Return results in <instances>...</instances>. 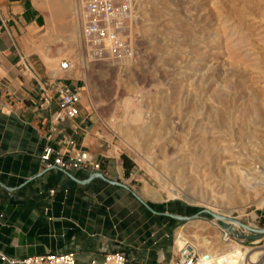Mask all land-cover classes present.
Instances as JSON below:
<instances>
[{
  "label": "rangeland",
  "instance_id": "374dc122",
  "mask_svg": "<svg viewBox=\"0 0 264 264\" xmlns=\"http://www.w3.org/2000/svg\"><path fill=\"white\" fill-rule=\"evenodd\" d=\"M47 1L48 0H36L37 6L43 12L45 19L46 33H45L44 42L42 43L43 45L45 44L43 46V49L44 48L45 50L50 49L51 56L54 58L56 57L59 58L56 64L58 66L55 65L56 66L55 67V66H50L48 64L47 65L50 70L56 72L57 69H59L60 62L63 59L69 58V59H73L76 62V67L73 70V75H69L75 78V80L72 81V84H75L76 80H78L80 84H83L85 86V94L83 101L87 106L88 115L93 116L95 121H97V124L101 127V136L103 143L102 151L104 154L103 157L108 160H113L111 166H113L115 172L112 173L110 171L109 173L105 171L106 176H108L111 179L126 183L130 187V189H128L121 186L114 187L108 185V189H109L108 193L113 195H120V196L130 195L132 197H136L133 193L136 192L148 203L150 207H152L156 211H162V212L169 211L170 213H174V214L192 216L197 214L199 211L203 209H209L212 212L221 214L225 217H232L244 223L252 225L254 227L264 228V205L259 206L256 204V202L248 203L249 200L251 201L257 199V197L255 198L256 195L254 193L243 192L242 197L240 198V200L242 199L243 201H241V203L234 202L230 205L228 204V202H224L221 201V199H219V204H221L223 208H228V209L234 208L231 214H227L222 210L216 211V209L209 206L210 204L205 203V201H201V203H193L184 197L176 198L168 194L169 187L174 186V188H177L179 186L178 187L179 189L184 187L185 190H190L194 192V194H197L199 196L201 192V194L203 195H207V196L210 195L211 197H213L211 194H209V190L203 184V182L200 179H197V177H195V174H197V172L192 171L190 169V166L184 162L185 154L187 156L188 152H191L189 146L200 142L198 136H194L192 138L188 137L187 131L185 132V130H188V128L183 126L182 129L183 123L184 125L185 124L187 125L188 119L190 117L191 119H193L195 125L200 123L204 126V129L206 128L208 132L207 137H210L211 140L215 141L216 145H218L220 148L221 146L223 147L225 145L231 147V149L233 150L231 156L233 157L231 156L229 157V154H227V158H226V159L230 158V160H232L230 161L229 164L234 165L235 163L239 162V160L245 161V158L249 156L253 157L255 161L258 160V162L261 161V163H263L262 162L263 159L262 156L260 155V152L262 149L261 146L262 142L264 141V135H263L264 126L262 124V121L257 119V117H255L254 113L248 112L247 114L246 112H244L245 111L244 108H242L243 113L241 111L240 115L239 113L238 115L235 113L236 110L232 105V103L230 102L231 95H233L232 92L235 90V81H233L232 78L227 79V81L224 80L225 83L222 80V83L225 84V87L223 86L224 88L222 87L221 84V87L223 88L224 91L220 89L221 88L220 84L219 85L213 84L212 85L213 87L209 86L207 89L203 88V86L201 88H198L196 90L198 96L197 99H195L194 101L195 103L194 102L191 103L192 107L187 106V104L184 101L185 99L184 86L186 82L184 70L186 69V61L188 58L186 53L187 45H188L186 39L187 38L190 39L189 41L192 43L191 46L193 49V54L195 53L194 57H196V55L200 53L199 50L200 45L202 46L204 39L208 37L206 35L208 31L207 29L215 27L214 24L216 21H214L213 18L215 16L213 15L214 12L210 3L211 1L209 0H191V1L190 0H166V1L136 0L137 7L135 9L132 22L130 23V28L125 34L126 47H128V50L123 51L121 53H117L113 56H109V55L105 56L103 59L94 60L91 58L92 60L89 61L88 64L89 66L88 65L85 66L86 60H89L87 59L89 56L87 49H85L84 46L81 47L82 49H80V46L78 45L77 42H73L69 39L68 35L70 32L68 27H65L66 26L65 23H62L63 28L60 26L59 32L54 31V33L56 32L55 34L52 32L53 31L51 29L52 12L51 9L48 8L49 6L48 3H46ZM169 2L171 5L169 4ZM223 2L227 3V0H223ZM186 3H188V5L190 4L191 6L185 5ZM184 9L185 11H183ZM185 13L187 14L185 15ZM169 15L172 17H170ZM175 16L177 18H175ZM173 19H175L176 21ZM204 23L205 24L207 23L206 25L208 26V28ZM172 24H174V26L176 25L177 27L178 34L175 37L174 36L170 37V35H168L167 33L170 31L171 27H173ZM149 26L152 29L155 28V30L162 35V38L160 40H151L152 37L145 35V30L150 29ZM64 28L66 29L64 30ZM142 30H144V32ZM51 33H53L54 35L52 34V37L48 38V36L51 35ZM58 36H61L62 39L58 40ZM38 52L41 54L40 51ZM223 55L224 57H222ZM227 56L228 55H226V52L220 54L221 59L225 58L229 62ZM107 61H110L109 64L111 65L107 64L108 63ZM82 63L85 64L83 65ZM99 64L101 66H99ZM58 75L61 76L63 74L60 72L58 73ZM218 78H221V76H218ZM262 81H263L262 83L256 82V85L255 84L254 85L255 88L259 90L260 94L262 93L261 96H264L263 78ZM231 85L233 86L229 87ZM226 86L227 88L229 87L231 90L229 88L227 90ZM120 88H122L123 90ZM172 88L173 90H175V92L172 90ZM228 91H232V92L229 93ZM156 98L158 99V101ZM127 99H131V102L127 103L126 102ZM219 99L222 100L221 104L219 102ZM155 100L157 102H155ZM206 100L209 101L206 102ZM176 101H178L179 103L178 102L176 103ZM226 101L229 103L225 104ZM131 103L133 105H131ZM157 103H159V105ZM211 103L212 104L217 103L216 106L220 108L217 111L214 110V108L211 109V105H212ZM165 105L167 107L166 109L164 108ZM198 105L200 106L197 107ZM162 106H164L163 109ZM201 106L203 107L205 106L204 107L205 109ZM140 107L142 108L141 109L142 114L146 112L145 115H142L144 119V120L141 119L142 121L133 119L134 118L133 116L136 113L137 108L140 109ZM172 108H174L173 111L175 113L172 111ZM197 108H202L203 110L200 109L202 111H198L196 110ZM206 109L209 111L206 112ZM200 112L204 113V114L202 113L203 116ZM164 113H166V115ZM246 114L248 115V117L246 116ZM167 115L168 116L170 115L171 118L170 116L167 117ZM186 117H188V119H186ZM231 119L233 121H231ZM132 120H134V122ZM145 120L148 123L144 122ZM160 121H162L161 124ZM212 122H215V124ZM171 126L174 128V130L173 128H171ZM223 127L226 130H224ZM168 129H170V131L168 133L169 135L167 141H169L171 146L167 147L164 145L162 146V138L161 137L158 138L156 132H162V131L166 132ZM219 129L223 133H221ZM150 130L153 131L150 132L149 134L148 132ZM215 130L217 132H215ZM163 133L161 134L165 137ZM210 135H214V136L211 137ZM226 135L228 137H226ZM170 136L174 139V141ZM229 136L233 139H230ZM155 137L158 139H156ZM147 142H149L150 144H148ZM157 150L159 151V153ZM162 153H166L165 154L166 156L162 155ZM99 157L101 156L99 155ZM117 159H119V163H117L116 161ZM163 160H165L168 163V165L166 162L165 163L162 162ZM100 161L102 162V160ZM214 168L215 169L211 173H210V169L207 170L208 172L204 170L203 172L200 173V176L202 179H205V181L207 182L217 183L216 184L217 186H215L216 188L215 192L219 191L220 192L219 194H222L225 192L222 187H225L223 181H225L226 179L227 172L221 166H216ZM157 170L158 172H156ZM175 175L177 177H175ZM178 176L180 178H178ZM192 182L195 183L196 185L193 184ZM146 185L150 186L154 191L161 193L162 196L164 197V200L161 201L154 200L151 197H149L144 190ZM200 185L202 188L200 187ZM204 200L208 201L207 197L204 198ZM138 201L141 202L139 199ZM245 204L246 207L243 208L242 207L238 208L236 206V205L241 206ZM141 206L142 209H144V211L154 213L152 210L146 207L142 202H141ZM222 207L217 206V208L219 209H221ZM164 219L168 221H173L171 238H172V250L175 252L177 251L176 231L181 227H184L183 230L187 235V241H190L193 244H195L199 249L200 253L204 251L205 248L208 247H211L214 250H218L224 244V242L222 241L223 239L222 231L224 228L223 222L217 219L211 213L202 212L199 217L193 218L191 220H179L170 216H165ZM226 222H228V220H226ZM233 223L235 227L239 228L240 232H243L248 235L247 237H240V239L236 243H239L241 245H247L255 249H259L260 247L264 248L263 247L264 235L259 236L255 232L246 230L238 223L235 222Z\"/></svg>",
  "mask_w": 264,
  "mask_h": 264
},
{
  "label": "crops",
  "instance_id": "0c3cea01",
  "mask_svg": "<svg viewBox=\"0 0 264 264\" xmlns=\"http://www.w3.org/2000/svg\"><path fill=\"white\" fill-rule=\"evenodd\" d=\"M0 12L6 20L0 34V251L12 260L73 251L82 263L123 251L128 264H172L167 215L144 211L136 197L109 194L108 185H118L101 178L78 181L88 170L69 171L73 178L44 165L47 146L69 154L85 149L102 160L104 171L115 172L84 101L75 121H54L55 103L37 108L40 82L55 92L59 81L75 78L50 70L38 52L45 19L36 0H0ZM0 264L22 263L0 258Z\"/></svg>",
  "mask_w": 264,
  "mask_h": 264
},
{
  "label": "bare ground",
  "instance_id": "6f19581e",
  "mask_svg": "<svg viewBox=\"0 0 264 264\" xmlns=\"http://www.w3.org/2000/svg\"><path fill=\"white\" fill-rule=\"evenodd\" d=\"M209 1H211L210 3H211V6L213 8V12H214L213 15L215 16L213 18H214V21H216V22L214 24L215 27H212V28H208V26L206 25L207 23L206 24L204 23L208 28L207 29L208 31L206 34L208 37L204 39L203 45L202 46L200 45V47H199L200 53L197 54L198 56L196 55V57H194L195 53L193 54V49L191 46L192 43L189 41L190 40L189 38L186 39L187 44H188L187 50H186L188 58L186 61V69L184 70L186 82H185V86H184V97H185V99L184 98L183 99H184L185 103L187 104V106L192 107L191 103H193L195 101V99H197V96H198V93L196 92V90L198 88H201L203 86V88L207 89L209 86L213 87L212 86L213 84H218V85L220 84V87L222 84V87L223 86L225 87L224 80L227 81V79L232 78L233 81H235V90L233 92L232 91H228V92L233 93V95H231L230 102L232 103V105L234 106V108L236 110L235 113L237 115L239 113V115H240L242 108H244V110H245L244 112H246L247 114H248V112L254 113L255 117H257V119L261 120L262 124L264 126V96H261L262 93L260 94L259 90L255 88L256 82L262 83L263 82L262 78L264 79V40H263L264 39V0H227V3H224L223 0H209ZM200 2H202V1H200ZM46 3H48V6H49L48 8H50L51 12H52L51 13L52 14L51 15V17H52L51 18L52 19L51 29L53 30L52 32L53 33H54V31L59 32L60 26L62 27V25H63L62 23H65V25H66L65 27H68L69 32H70L68 35L69 39L73 42H77L78 45L80 46V49H82L81 47L84 46L85 49H87V51H88V44L86 43L84 36H83V17H82V13H81L80 0H48ZM169 4H170V2H169ZM168 5H166V6H168ZM185 5H188V3H186ZM183 11H185V9ZM186 14L187 13H185V15ZM196 15H198V14H196ZM170 17H172V16H170ZM197 17H200V16H197ZM175 18H177V17L175 16ZM173 20H175V19H173ZM169 23H171V22H169ZM201 23H202V21H201ZM172 25H173V27H171L170 31L167 33H168V35H170V37H172V36L175 37L178 34L177 33V27H176V25L174 26V24H172ZM210 27H211V25H210ZM65 29L66 28H64V30ZM131 29H133V28H131ZM144 30H145V28H144ZM144 30H142V31L144 32ZM53 33H51V35H49L48 38L52 37ZM145 35L152 37L151 40H160L162 38V35L158 31H156L155 28L152 29L151 27H150V29L145 30ZM142 36H144V35H142ZM61 39H62V37L58 36V40H61ZM41 46H42V43H41ZM39 51L41 52L43 58L46 60L48 65L55 66L57 64L59 58L52 57L50 54V49L45 50V48L44 49L40 48ZM223 52H226V55H228L227 57L229 59V62L225 58L221 59L220 54ZM91 57L92 56H90V55L88 56V58L86 57L89 60H86V62H85L86 64L84 63L85 66H87L89 64V61L92 60ZM222 57H224V55ZM83 58H85V57H83ZM107 62H106L107 64L110 63V61H107ZM109 65H111V64H109ZM56 66H58V65H56ZM90 66H91V64H90ZM99 66H101V65L99 64ZM51 68H53V67H51ZM56 73L57 74L60 73L59 69H57ZM69 75H73V70L69 72ZM85 75H86V73H85ZM218 76H221V78H218ZM222 80L224 83H222ZM226 84H228V83H226ZM232 86L233 85H231L229 87H232ZM222 87L220 89H222V91H224L223 90L224 87L223 88ZM125 88H128V87H125ZM226 88H227V86H226ZM228 88H227V90H228ZM120 89H122V88H120ZM172 90H173V88H172ZM173 91L175 92V90H173ZM204 91H205V89H204ZM207 92H208V90H207ZM161 94H163V93H161ZM263 95H264V93H263ZM160 97H163V96H160ZM178 97H179V95H178ZM210 97H212V96H210ZM157 101H158V99H157ZM157 101L155 100V102H157ZM208 101L209 100H206V102H208ZM221 101L222 100L219 99L220 104H221ZM126 102L130 103L131 99H127ZM177 102L178 101H176V103ZM223 102H222V104H223ZM228 103L229 102L226 101L225 104H228ZM157 104L159 105V103H157ZM216 104L213 103L211 105V109L214 108V110L217 111L220 107L216 106ZM131 105H133V104L131 103ZM144 105H146V104H144ZM162 105H163V103H162ZM166 105H165V107L162 106V109H163V107L166 109L167 108ZM173 106H174V104H173ZM199 106L200 105H198L197 107H199ZM141 107H140V109L137 108V111L133 116L134 118L132 117L133 119H135V120L137 119L138 121L141 119L144 120L142 115H145L146 112H144V114H142V110H141L142 108ZM201 107H203V106H201ZM144 108H145V106H144ZM179 108H180V106H179ZM200 109H202V108H197L196 110H198V111L203 110V109L202 110H200ZM173 110H174V108H172V111ZM175 110H177V109H175ZM214 110H212V111H214ZM207 111H209V110L206 109V112ZM231 112H232V109H231ZM200 113L202 114L203 112H200ZM242 113H243V111H242ZM164 114L166 115V113H164ZM203 114H202V116H203ZM214 114H215V112H214ZM247 114H246V116L248 117ZM131 116H132V114H131ZM169 116L167 115V117H169ZM157 118H158V116H157ZM170 118H171V116H170ZM176 118H178V117H176ZM215 118H217V117H215ZM165 119H168V118H165ZM186 119H188V117H186ZM233 119H234V117H233ZM132 121L134 122V120H132ZM231 121H233V120L231 119ZM234 121H236V120H234ZM144 122L148 123L146 120ZM161 122L162 121H160V124H161ZM206 123H207V121H206ZM212 123L215 124V122H212ZM139 126H142V125H139ZM183 126L188 128V130H185V132L187 131V135L189 138H192L194 136H198L200 139L199 143L192 144L191 146H189L191 149V152H188L187 156L185 154L184 162L190 166V169L192 171L197 172V174H195V177H197V179H200L203 182V184L209 190V194H211L213 197H211L210 195L209 196L203 195V194H201V192H200V196H199L197 194H194V192H192L190 190H185L184 187L179 189L178 185H177L178 189L174 188V186L169 187V189L167 188L169 191L168 194H170V196L176 197V198L177 197L178 198L184 197L193 203H201V201H205V203L210 204L209 206L216 209V211L222 210L223 212H225L227 214H231V212H233L234 208H230V209L223 208L222 205L219 204V199H221V201L228 202L229 205L234 203V202L235 203H239V202L241 203V201H243V200L242 199L240 200V198L242 197L243 192L244 193L245 192L246 193L247 192L254 193L256 195L255 198L257 197L256 200H251V201L249 200L248 203L256 202V204L259 206L264 205V141L263 140H262L263 142L261 145L262 149L260 152V155L262 156V159H263V161H262L263 163H261V161L258 162L257 159H256L257 161H255V159L253 157L249 156V157L245 158V161L239 160V162L235 163L234 165H231L229 163L232 160H230V158L226 159L227 154H229V157H230L232 155V152H233V150L231 149L230 146L225 145L223 147L221 146V148H220L218 145H216L215 141L211 140L210 137H207L208 132H207L206 128L204 129V126L200 123L195 125L194 121H193V119H191V117L188 119L187 125L186 124L184 125V123H183L182 129H183ZM171 128H173V127L171 126ZM244 128H245V126H244ZM146 129H148V128H146ZM152 129H153V127H152ZM223 129H224V127H223ZM173 130H174V128H173ZM224 130H226V129H224ZM263 130H264V128H263ZM121 131H123V130H121ZM125 131H124V133H125ZM140 131H141V128H140ZM152 131L150 130L148 133L150 134V132H152ZM169 131H170V129H168L166 132H164V131L156 132L157 137L162 138V146L163 145L167 146V147L171 146L169 141H167ZM212 131H214V130H212ZM219 131H220V129H219ZM215 132H217V131L215 130ZM220 132L223 133L222 131H220ZM161 133H163L165 135V137ZM210 136L213 137L214 135H210ZM226 137H228V136L226 135ZM158 138H156V139H158ZM230 139H233V138L230 137ZM216 140H218V139H216ZM125 141H127V140H125ZM173 141H174V139H173ZM145 143H146V141H145ZM147 143L150 144L149 142H147ZM153 143H154V141H153ZM134 145H135V143H134ZM126 146H129V145H126ZM135 147H136V145H135ZM138 148H139V146H138ZM173 150H174V148H173ZM163 151H164V149H163ZM175 151H176V149H175ZM158 153H159V151H158ZM165 154L166 153H162V155H165ZM140 155H141V152H140ZM231 157H233V156H231ZM181 159H183V158H181ZM237 161H238V159H237ZM162 162L165 163L166 161L163 160ZM167 165H168V163H167ZM216 166L223 167L227 172L226 179H225V181H223L225 187H222L225 192L222 194H219L220 193L219 191L215 192L216 191L215 186H217L216 185L217 183L207 182V181H205V179H202L200 176V173L203 172L204 170L207 171L210 169V173L213 172V170L215 169L214 167H216ZM156 172H158V170ZM206 174H208V173H206ZM176 175H175V177H177ZM192 177H194V176H192ZM178 178H180V177L178 176ZM216 179H218V178H216ZM193 184H195V183H193ZM200 184H202V183H200ZM200 187H201V185H200ZM188 189H190V188H188ZM221 189H220V191H221ZM144 190H145V193L149 197H151L152 199L160 200V201L164 200V197L162 196V194L154 191L150 186L146 185ZM260 193H261V195H260ZM206 197H207L208 201L204 200V198H206ZM246 204L241 205V206L240 205H236V206L238 208L239 207L243 208V207H246ZM217 206H221L222 208L219 209V208H217ZM191 222H193V221H191ZM183 228L184 227H181L176 231L177 249L180 248L185 243V241H187V235L185 234ZM222 241L224 242V244L220 249L217 248L218 250H214L211 247H208V248H205L204 251L201 252L202 258L206 262V264H264V248L260 247L259 249H255L253 247H250L247 245H241L239 243H236V242L230 241L229 239H224V238L222 239Z\"/></svg>",
  "mask_w": 264,
  "mask_h": 264
},
{
  "label": "built area",
  "instance_id": "2783aa9c",
  "mask_svg": "<svg viewBox=\"0 0 264 264\" xmlns=\"http://www.w3.org/2000/svg\"><path fill=\"white\" fill-rule=\"evenodd\" d=\"M80 5L83 36L88 44V54L92 56V59H103L105 56H113L128 50L125 34L130 28L137 7L136 0H80ZM0 21L1 34L2 27L6 24L1 12ZM75 67L76 62L73 59L65 58L60 62L59 71L66 75ZM55 88V92H52L48 82H40V99L37 108L47 110L55 103L58 108L54 121H75L81 113L85 86L80 83L70 84L59 81ZM41 159L49 168L56 166L66 171L85 169L90 173L100 171L106 175L102 162L85 149H78L73 154H69L47 146L44 148ZM235 229L240 231L238 227ZM222 237L233 242H238L240 239L225 228H223ZM174 255L172 264H206L197 246L190 241L178 248ZM0 258L22 264H128V257L123 251L110 252L102 259H94L88 263L80 262L73 251L30 255L20 260H12L6 253L0 251Z\"/></svg>",
  "mask_w": 264,
  "mask_h": 264
},
{
  "label": "water",
  "instance_id": "95a60500",
  "mask_svg": "<svg viewBox=\"0 0 264 264\" xmlns=\"http://www.w3.org/2000/svg\"><path fill=\"white\" fill-rule=\"evenodd\" d=\"M53 167H56V166H53ZM63 171L67 172L71 177L74 178V176L69 171H66V170H63ZM96 178H101V179H103V180H105V181H107L113 185H118V186L130 189V187L126 183L111 179L108 176H106L103 172H100V171H95V172L90 173V175L87 179H84V180L77 179V180L81 181L83 183H88V182H91L92 180H94ZM133 193L146 207H148L150 210H152L154 213H157V214L167 215V216L179 219V220H191L193 218L199 217L202 212H208V213H211L212 215H214L217 219L221 220L223 222L224 228L226 230L230 231L231 233H233L237 237H247L248 235L243 233V232L237 231L233 225V222L238 223L240 226L244 227L246 230L257 233L259 236L264 235V228L254 227L252 225H249L247 223H244V222H242L238 219L232 218V217H225L221 214L212 212L209 209H203V210L199 211L197 214L192 215V216L174 214V213H170L169 211H164V212L156 211L152 207H150L148 205V203L139 194H137L136 192H133ZM226 220H228L229 223L226 222Z\"/></svg>",
  "mask_w": 264,
  "mask_h": 264
}]
</instances>
